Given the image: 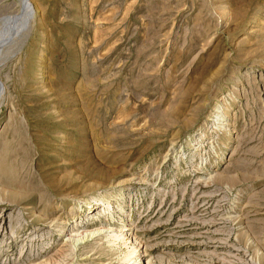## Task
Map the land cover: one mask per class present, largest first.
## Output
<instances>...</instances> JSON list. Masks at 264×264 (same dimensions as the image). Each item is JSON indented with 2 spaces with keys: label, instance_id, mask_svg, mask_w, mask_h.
<instances>
[{
  "label": "rangeland",
  "instance_id": "rangeland-1",
  "mask_svg": "<svg viewBox=\"0 0 264 264\" xmlns=\"http://www.w3.org/2000/svg\"><path fill=\"white\" fill-rule=\"evenodd\" d=\"M25 1L0 264H264V0Z\"/></svg>",
  "mask_w": 264,
  "mask_h": 264
},
{
  "label": "bare ground",
  "instance_id": "bare-ground-1",
  "mask_svg": "<svg viewBox=\"0 0 264 264\" xmlns=\"http://www.w3.org/2000/svg\"><path fill=\"white\" fill-rule=\"evenodd\" d=\"M24 1H25V0H24ZM25 2H27V1H25ZM28 3H29V2H28ZM28 3H27V5L30 6ZM25 7H26V6H25ZM30 7H31V6H30ZM30 7H29V9H30ZM26 9H28V8H26ZM29 9H28V10H29ZM26 11H27V10H26ZM29 11H31V10H29ZM97 231H98V230H97ZM113 236H116V233H114ZM111 237H112V236H111Z\"/></svg>",
  "mask_w": 264,
  "mask_h": 264
}]
</instances>
